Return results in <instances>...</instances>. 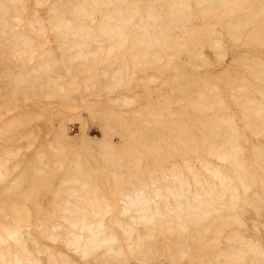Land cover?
<instances>
[{"label":"bare ground","instance_id":"1","mask_svg":"<svg viewBox=\"0 0 264 264\" xmlns=\"http://www.w3.org/2000/svg\"><path fill=\"white\" fill-rule=\"evenodd\" d=\"M0 264H264V0H0Z\"/></svg>","mask_w":264,"mask_h":264},{"label":"rangeland","instance_id":"2","mask_svg":"<svg viewBox=\"0 0 264 264\" xmlns=\"http://www.w3.org/2000/svg\"><path fill=\"white\" fill-rule=\"evenodd\" d=\"M229 60H230V56H228V61ZM44 102H46V101H44ZM19 104H21L20 106H24V105H29V104H32V103H30L28 101V102H23V103H19ZM45 104H47V103H45ZM81 108L82 107H79L78 109H81ZM85 115L88 117L89 116L88 112L85 111ZM88 122H89L88 123V133H89V135L91 137H93V138H97V137L101 136L102 132H101V128H100V125L98 124V122L97 121H93L91 119H89ZM68 131L70 132L71 135H74V136L80 134L81 128H80L79 122L78 121H75V122L71 121L69 123Z\"/></svg>","mask_w":264,"mask_h":264}]
</instances>
